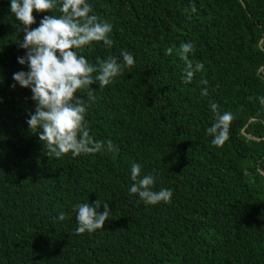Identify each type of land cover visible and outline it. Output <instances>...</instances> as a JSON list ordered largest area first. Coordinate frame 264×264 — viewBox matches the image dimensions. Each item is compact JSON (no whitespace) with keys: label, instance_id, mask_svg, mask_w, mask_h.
<instances>
[{"label":"trees","instance_id":"trees-1","mask_svg":"<svg viewBox=\"0 0 264 264\" xmlns=\"http://www.w3.org/2000/svg\"><path fill=\"white\" fill-rule=\"evenodd\" d=\"M86 2L112 25L113 43L73 50L93 65L110 56L123 64L128 51L134 64L107 86L91 85V98L88 89L75 94L104 148L56 158L27 123L36 102L13 79L29 71L18 62L24 25L11 0H0V264H264V0ZM60 7L34 10L30 29ZM184 43L204 65L190 83ZM226 112L229 138L214 146L207 129ZM134 163L137 180L154 177L152 191L172 190L170 202L130 192ZM97 201L101 213L108 203L109 220L77 234L75 206Z\"/></svg>","mask_w":264,"mask_h":264},{"label":"clouds","instance_id":"clouds-1","mask_svg":"<svg viewBox=\"0 0 264 264\" xmlns=\"http://www.w3.org/2000/svg\"><path fill=\"white\" fill-rule=\"evenodd\" d=\"M55 0H11L10 8L15 17L24 25L25 33L19 47L26 49L24 57H18L21 65L27 64L29 71H19L13 74V79L21 87L30 88L36 102L35 113L27 120L30 130L38 133L39 140L47 149V156L60 158L69 152L73 156L80 154L97 153L104 148L103 142H97L90 136L85 121L86 105L75 94L80 89H88L91 98V85L98 83L104 87L112 83L123 70L124 66L131 67L134 57L128 51L121 53L123 64L118 63L115 57L101 60L97 58L95 65L78 55L73 49H82L92 42L103 41L106 46H111L113 41L108 34L112 31V25L101 22L92 12L91 6L86 0H61L59 11L61 16H45L37 28L30 29L34 24V10L46 12L53 9ZM192 12H196L193 5ZM191 43L181 44L178 55L185 62L184 83H190L194 73L201 71L202 63L195 65L188 59V53L193 51ZM173 49L166 50L167 55L172 54ZM59 53V55H57ZM94 73H97L93 76ZM207 84V81H202ZM12 87H15L13 85ZM202 96L208 95L207 88L201 92ZM260 102L264 104V98ZM218 106L211 104L213 112H217ZM234 119L229 112L217 114L216 122L207 129L212 136L211 143L214 146H223L228 140L229 127ZM38 130V131H37ZM108 151H115L111 141H108ZM141 172V166L134 163L131 166V179L136 181L130 192L138 194L146 204L155 205L159 202H170L173 195L170 189L152 191L154 184L152 175H145L137 180ZM100 203L95 206L89 203L77 204L76 220L77 234L91 233L104 228L109 220L110 212L108 203H104V211H98ZM58 219L63 221L65 215L61 212Z\"/></svg>","mask_w":264,"mask_h":264},{"label":"water","instance_id":"water-1","mask_svg":"<svg viewBox=\"0 0 264 264\" xmlns=\"http://www.w3.org/2000/svg\"><path fill=\"white\" fill-rule=\"evenodd\" d=\"M244 128H245V127L242 128V132H244ZM261 173L264 175V171H261Z\"/></svg>","mask_w":264,"mask_h":264}]
</instances>
